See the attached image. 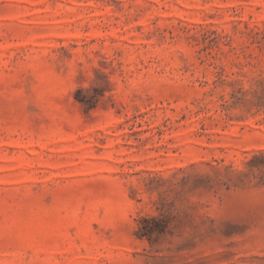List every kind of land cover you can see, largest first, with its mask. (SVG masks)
<instances>
[{
    "label": "rangeland",
    "instance_id": "obj_1",
    "mask_svg": "<svg viewBox=\"0 0 264 264\" xmlns=\"http://www.w3.org/2000/svg\"><path fill=\"white\" fill-rule=\"evenodd\" d=\"M0 264H264V0H0Z\"/></svg>",
    "mask_w": 264,
    "mask_h": 264
},
{
    "label": "trees",
    "instance_id": "obj_2",
    "mask_svg": "<svg viewBox=\"0 0 264 264\" xmlns=\"http://www.w3.org/2000/svg\"><path fill=\"white\" fill-rule=\"evenodd\" d=\"M141 222L152 223L150 225L147 224L143 226V228L140 227L138 231L139 237H148V238L152 237L153 234L163 233L169 224L167 219L165 220L155 216L150 218H142Z\"/></svg>",
    "mask_w": 264,
    "mask_h": 264
}]
</instances>
